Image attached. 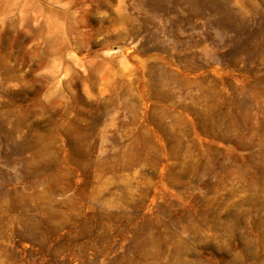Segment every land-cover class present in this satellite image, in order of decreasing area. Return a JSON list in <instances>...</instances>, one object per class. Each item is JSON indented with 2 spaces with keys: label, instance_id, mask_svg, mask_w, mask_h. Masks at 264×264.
Returning <instances> with one entry per match:
<instances>
[{
  "label": "rangeland",
  "instance_id": "rangeland-1",
  "mask_svg": "<svg viewBox=\"0 0 264 264\" xmlns=\"http://www.w3.org/2000/svg\"><path fill=\"white\" fill-rule=\"evenodd\" d=\"M0 264H264V0H0Z\"/></svg>",
  "mask_w": 264,
  "mask_h": 264
}]
</instances>
